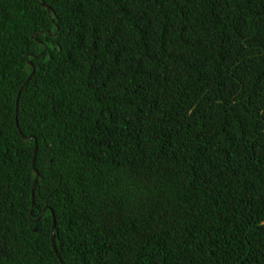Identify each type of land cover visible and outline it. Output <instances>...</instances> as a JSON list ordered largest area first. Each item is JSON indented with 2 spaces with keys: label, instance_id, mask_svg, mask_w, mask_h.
<instances>
[{
  "label": "trees",
  "instance_id": "16d2710c",
  "mask_svg": "<svg viewBox=\"0 0 264 264\" xmlns=\"http://www.w3.org/2000/svg\"><path fill=\"white\" fill-rule=\"evenodd\" d=\"M0 264H264V0H0Z\"/></svg>",
  "mask_w": 264,
  "mask_h": 264
},
{
  "label": "water",
  "instance_id": "95a60500",
  "mask_svg": "<svg viewBox=\"0 0 264 264\" xmlns=\"http://www.w3.org/2000/svg\"><path fill=\"white\" fill-rule=\"evenodd\" d=\"M34 150H35V144H34ZM32 164H33V160H32ZM34 172H35L36 176H35L33 182H35V180H36V178H37V175H38V173H37V171H36L35 169H34ZM53 226H54V219L52 218V224H51V228H52V230H53ZM51 235H52V232H51ZM51 237H52V236H51ZM58 257H59V256H58ZM59 260H60V258H59Z\"/></svg>",
  "mask_w": 264,
  "mask_h": 264
}]
</instances>
